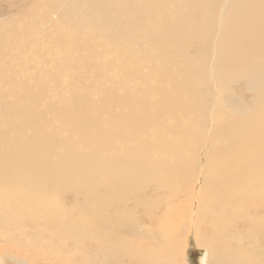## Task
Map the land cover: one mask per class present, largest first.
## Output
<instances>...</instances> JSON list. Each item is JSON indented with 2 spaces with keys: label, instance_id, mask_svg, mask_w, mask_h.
Masks as SVG:
<instances>
[{
  "label": "bare ground",
  "instance_id": "6f19581e",
  "mask_svg": "<svg viewBox=\"0 0 264 264\" xmlns=\"http://www.w3.org/2000/svg\"><path fill=\"white\" fill-rule=\"evenodd\" d=\"M10 217L89 233L85 264H176L191 235L264 264V0H0V258L24 257Z\"/></svg>",
  "mask_w": 264,
  "mask_h": 264
},
{
  "label": "rangeland",
  "instance_id": "374dc122",
  "mask_svg": "<svg viewBox=\"0 0 264 264\" xmlns=\"http://www.w3.org/2000/svg\"><path fill=\"white\" fill-rule=\"evenodd\" d=\"M234 92L238 93L239 90H234ZM51 197L50 207L52 209H63L62 205L64 202L69 208L70 199L69 201L66 199L67 202L63 201V196L59 193V190L53 192ZM76 198L84 200L83 196L80 195ZM110 211L109 209L106 210L105 214ZM73 217L75 216L70 214L68 221ZM8 221L11 225L9 233L16 237L22 245L24 243L26 254L24 250V257L5 253L4 257L0 258V264H3L2 259L7 264H37V262L40 264H85L79 255L81 246L88 242L89 233L77 234L70 231H62L55 225L48 226L42 222L37 224L38 228L34 229L27 220L25 223H19L18 220L11 217ZM97 224H99L98 221L94 225ZM182 246V255L178 257L176 264H202L206 251L196 246L192 235L189 239V244L186 245L184 241ZM260 251L258 250V252ZM261 253L264 252L261 251Z\"/></svg>",
  "mask_w": 264,
  "mask_h": 264
}]
</instances>
